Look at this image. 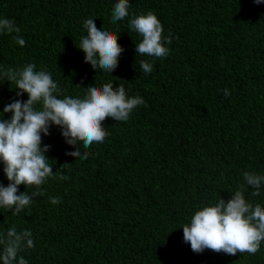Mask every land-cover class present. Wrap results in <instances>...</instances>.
Wrapping results in <instances>:
<instances>
[{"label":"trees","instance_id":"16d2710c","mask_svg":"<svg viewBox=\"0 0 264 264\" xmlns=\"http://www.w3.org/2000/svg\"><path fill=\"white\" fill-rule=\"evenodd\" d=\"M117 2L0 0V19L20 29L0 33V112L28 98L16 95L4 71L29 63L51 74L58 98H83L87 87L111 82L145 101L126 122L106 118L103 143L85 149L77 142L87 159L66 155L76 148L50 126L41 147L49 146L55 176L68 179L49 177L43 194L17 215L0 207V235L13 226L32 232L34 247L18 254L27 264H264V242L254 255L194 253L182 229L195 211L227 202L240 185L248 202L264 207V184L253 196L243 177L246 171L264 176V3L129 0L128 16L113 23ZM148 11L171 39L166 57L135 53L142 37L130 20ZM86 19L118 34L124 51L111 73L94 70L77 48ZM141 60L152 63L151 73ZM8 183L0 163V184ZM51 197L61 202L54 205Z\"/></svg>","mask_w":264,"mask_h":264},{"label":"clouds","instance_id":"9594fccd","mask_svg":"<svg viewBox=\"0 0 264 264\" xmlns=\"http://www.w3.org/2000/svg\"><path fill=\"white\" fill-rule=\"evenodd\" d=\"M253 2L260 4L264 0ZM128 8L129 0H118L112 10V22L128 16ZM129 26L142 37L141 42L136 44V54L155 58L169 54L166 45L171 43V39L163 35V26L152 11L135 16ZM84 27L87 35L81 37L77 47L84 53V62L94 70L111 73L117 68L119 56L124 51L118 43V34L98 29L93 19H86ZM19 31L14 21L0 19V33ZM15 40L21 47L25 46L21 36L17 35ZM139 64L144 73L153 70L152 63L148 61L141 60ZM4 76L7 82L15 84L17 96L27 94L28 97L26 101L17 99L7 104L0 112V117L11 113L9 119L0 118V163L9 182L7 186L0 184V207L14 209L13 215L30 206L32 197L43 194L40 186L49 177L68 179L63 174L55 176L45 155L49 146L41 147L42 135L49 134L50 126H58L65 142L76 148L66 155L87 159L89 153L81 155L77 142H83L85 149L93 143H103L108 135L102 123L106 118L126 122L134 108L145 104L140 96L129 97L123 85L114 88L111 82L104 83L102 87H87L83 98H58L59 88L51 74L47 70L37 71L33 63L22 68L9 67ZM224 95H229L228 89H224ZM243 177L246 185L255 189L251 194L259 196L264 176L246 171ZM20 185L25 188L34 186L37 190L29 195L26 191L19 192ZM244 191L245 186L240 185L227 202L220 198L214 205L195 211L190 223L182 227L183 241L190 244L194 253L208 249L235 256L237 253L254 255L259 251L264 242V207L248 202ZM50 202L55 205L61 201L59 197H51ZM32 235L30 230L18 232L15 226L9 228L5 235H0V245L3 246L0 262L27 264L24 257H18V254L25 247H34Z\"/></svg>","mask_w":264,"mask_h":264}]
</instances>
